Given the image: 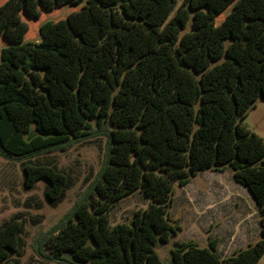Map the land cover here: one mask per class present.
I'll return each instance as SVG.
<instances>
[{"label": "trees", "instance_id": "trees-1", "mask_svg": "<svg viewBox=\"0 0 264 264\" xmlns=\"http://www.w3.org/2000/svg\"><path fill=\"white\" fill-rule=\"evenodd\" d=\"M178 3L0 0V157L24 164L26 188L46 180L57 207L71 180L37 160L108 137L97 179L37 241L42 262L32 264H163L158 244L183 231L170 217L175 186L228 167L256 202L261 239L226 258L216 239L179 242L169 264L264 257V139L244 126L264 100V0H184L174 14ZM79 6L35 40L44 15ZM138 191L149 207L112 226L114 208ZM24 222L0 226V264H19Z\"/></svg>", "mask_w": 264, "mask_h": 264}, {"label": "rangeland", "instance_id": "rangeland-1", "mask_svg": "<svg viewBox=\"0 0 264 264\" xmlns=\"http://www.w3.org/2000/svg\"><path fill=\"white\" fill-rule=\"evenodd\" d=\"M178 2L174 14L184 0ZM79 9L81 6L60 9L44 15L32 31L35 40H39L40 27L43 23L60 21ZM244 126L264 139V100H259L256 109L249 112ZM33 136L34 133L31 137ZM107 146L108 137L101 135L96 139L50 152L37 160L57 166L71 180L65 199L57 207H53L46 197L49 186L46 180H40L34 189H28L25 186L24 164L0 157V226L17 214H21L25 221L24 244L14 256L19 264L42 262L36 251L37 241L54 231L58 223L95 182L104 167ZM230 181L236 184L233 180V171L228 167V171L224 173L201 172L184 188L175 186L170 217L183 228V231L177 237H172L168 244H158L156 251L163 264H169L171 250L179 242L192 240L198 242L202 248H209V242L213 240V231L217 228L220 238L218 251L222 258L229 257L237 249L245 248L248 243H255L261 239L260 214L255 201L241 185L229 189L226 183ZM227 194L229 196L225 198ZM149 202L140 191L126 197L112 211L111 225L130 224L134 214L147 209ZM240 239L245 242L240 244ZM258 264H264V257Z\"/></svg>", "mask_w": 264, "mask_h": 264}, {"label": "crops", "instance_id": "crops-1", "mask_svg": "<svg viewBox=\"0 0 264 264\" xmlns=\"http://www.w3.org/2000/svg\"><path fill=\"white\" fill-rule=\"evenodd\" d=\"M256 109V108H255ZM226 171H228V168L226 169ZM225 171V172H226ZM213 173H224V172H220V171H212ZM232 177V176H231ZM231 179V178H230ZM233 180H234V177H233ZM234 182L236 183L235 185H236V187H238V185L240 186L241 184H239V183H237L235 180H234ZM227 185V187L229 188V189H232L233 187H235V185H234V183L232 182V181H230V182H228V183H226ZM188 185V184H187ZM186 185V186H187ZM185 186V187H186ZM241 187H243L245 190H247V192L249 193V195L251 196V198L253 199V197H252V195H251V193L249 192V190L246 188V187H244L243 185H241ZM182 188H184V187H182ZM244 190V191H245ZM246 192V191H245ZM227 196H229L228 194L225 196V198H227ZM254 200V199H253ZM256 203V202H255ZM218 229L219 228H217L215 231H213L214 232V234H212V237H213V240L214 239H216V240H218V250H219V244H220V238H219V236H218ZM236 231V230H235ZM237 232V231H236ZM233 236H235V235H233ZM239 242H240V244H243L244 242H245V240H243V239H240L239 240ZM249 244V243H248ZM241 249H242V247H241ZM238 250V249H237Z\"/></svg>", "mask_w": 264, "mask_h": 264}]
</instances>
